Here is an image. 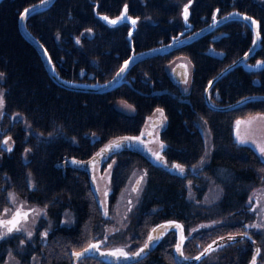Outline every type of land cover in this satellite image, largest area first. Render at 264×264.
Masks as SVG:
<instances>
[{"label": "trees", "instance_id": "obj_1", "mask_svg": "<svg viewBox=\"0 0 264 264\" xmlns=\"http://www.w3.org/2000/svg\"><path fill=\"white\" fill-rule=\"evenodd\" d=\"M36 1L40 0H0V73H3L0 84L5 97L4 108L18 114L16 149L9 152L16 153V165L11 166L6 156L7 163L0 170V195L4 196L11 188L43 202L42 188L50 187L53 194L61 192L64 196L57 199L63 207L76 208V249L82 248L88 243L91 225L97 220L102 205L101 186L94 189L89 173L83 168L67 166L62 170L54 163L68 156L87 157L109 139L135 138L143 134L146 118L154 108L160 107L165 116L164 125L157 136L142 135V138L148 143L161 140L166 145L163 149L166 158L182 165L183 171L163 170L158 167L157 159L132 149H121L111 154L113 159L105 161L103 170L100 167L98 170L96 165L99 177L107 173L103 185L114 197L139 177L131 190L136 195V214L151 213L146 217L135 214L134 223L145 218V222L138 223L145 232L156 212L164 215L154 220L171 216L192 226L186 234H193L195 227H205L219 219L215 226L200 229L191 236L200 244L205 242L208 232L214 236L221 231L215 228L219 225L225 226V231L241 229L239 235L247 233L242 237L244 245L240 242L226 245L223 257L208 259L209 264H247L254 243L260 247L256 264H264V160L232 132L234 120L254 111H264V101L214 110L206 105L203 96L207 81L248 47L249 27L239 21L224 22L182 48L135 64L129 72L136 78L132 77L113 90L86 92L57 85L38 51L22 36L18 17L26 6ZM99 1V10L111 15L118 13L122 4L128 5V11L138 17L134 45L140 49L160 43L182 27V7L188 2ZM215 2L212 8L232 2L226 3L224 8L237 6L260 20L262 41L256 54L264 57V3L192 0L187 7L188 14L196 18L204 13L207 5ZM26 25L47 46L59 73L69 79L106 80L130 53L126 37L129 24H105L94 16L92 0H54L49 7L32 13ZM215 34L219 35L214 38ZM178 54L186 55L192 64L187 99L168 93L161 96L144 93L141 78L146 74L152 76L157 87L173 91L167 84L164 68L170 58ZM212 91L216 103L233 101L250 92L264 93V69L252 72L239 67L218 79ZM118 98L132 104L134 111L118 108L114 103ZM201 124L209 132L207 153ZM141 144L145 145L142 141ZM24 149L27 160L21 155ZM26 171L35 178L31 185L35 188L29 187ZM66 194L70 197H65ZM236 206L238 212L234 217ZM230 224L236 226H228ZM170 241L160 244L158 251L165 259H152L148 264H177ZM80 264L106 263L89 256L80 260Z\"/></svg>", "mask_w": 264, "mask_h": 264}, {"label": "flooded vegetation", "instance_id": "obj_2", "mask_svg": "<svg viewBox=\"0 0 264 264\" xmlns=\"http://www.w3.org/2000/svg\"><path fill=\"white\" fill-rule=\"evenodd\" d=\"M191 1L192 0H188L187 4L183 5V7L184 6L188 7V5H190ZM255 1H257L259 3H264V0H255ZM92 2H93V14H94V16L99 18L101 21H103L107 25L112 26V24H109L107 21L102 19V15H105L109 18H117L122 14L125 5L127 6V16L130 17L131 19L136 18V23H135V26L132 30H131L132 24L130 23V21L124 20V21L119 22V23L126 22L129 24V27H128L127 33H126V37L128 39V44L130 46V51H129L130 53L128 52L129 55L124 60H122L120 65L117 67V69L106 80L96 81V82H84V81L69 79V78L62 76V74H60L59 71L56 69L54 60H53L50 52H48L47 46L45 45L44 47L46 48V50L50 56V59H51V62L53 64L54 69L63 78H66L68 80H72L74 82L103 83V82L107 81L108 79H110L115 74V72L121 67L123 61L127 60L132 55H135L136 53L141 52V51H146V50L152 49L154 47L166 44V43L170 42L173 38L177 39V38H180L182 36L188 35V34L192 33L193 31L208 25L213 19H219L223 15L229 13L232 10H236L240 13H246V14L252 16L254 19L258 20L260 38H262L261 32H260V20L257 17H255L254 15H252L250 13L245 12L244 10L239 9L237 6L236 7H230L228 9L224 8V5L226 3L232 4V2H226V3L224 2L222 5H218L214 8H212L217 3V2H215L211 6L207 5L204 13H202L200 16H198L196 18H193V17L189 16V14H188L187 22H185L184 15H183V7H182V15H183V19H184V25L182 27L176 29L174 33L169 34L168 37L162 39V41L160 43H156L154 45H150L147 47L144 46V47H141L142 49H140V48H136L134 45V34H135V31L138 27V23H137L138 17L132 15L128 11V5L126 3L122 4L118 13L111 15L109 13H105V12L99 10V4H100L99 0H92ZM222 11H224V12H222ZM230 20H234L235 22L239 21L242 24L245 23L249 27V31H250V38H251L250 44L237 57V58H239L240 56L245 54L246 51L249 49V47L252 44L253 37H254L251 26L247 23V21H245L243 19L230 18V19L222 20L221 22H219L218 24L213 26V28L211 27V29L208 32L204 33L201 36H198L197 38L202 37L204 35H207V33H209L212 29L214 30V29L218 28L220 24L227 22V21H230ZM202 22H204V23L201 25H196L197 23H202ZM119 23H117V24H119ZM218 35L219 34H215L214 38L217 37ZM197 38L193 39L190 42L181 44V45L177 46L176 48H173L167 52L154 53V54H150V55H147L145 57H142V58H138L137 60H135L133 63H131L127 67L125 73L123 74V76L121 78V82L117 86H115L114 88L125 83L129 79H132V77L136 78L134 74L129 72L135 64H137V63H139V62H141L147 58L153 57V56L164 55V54H167L171 51H175V49L177 50L179 48H182V47L188 45L189 43H192ZM261 41L262 40H260V43H261ZM257 50H258V48L252 54H250L244 62L237 63L235 66H233L232 68H230L227 71H225L224 73H222L211 84V86L208 88V97L213 104H215V105H227V104H230V103L236 101L237 99L243 98L245 96H251V97H255L257 95H263L264 96V93H251L250 92V93H246L244 95L239 96L237 99H235L233 101H228V102H223V103H219V102L216 103L215 100L212 98V97H214L213 91H212V86L222 76L233 72L234 70L238 69L239 67L244 68L245 71H252V72H256V71H259L261 69H264V65L257 67L256 62H264V57L258 56L256 54ZM179 56H184L189 60V58L186 55L178 54V55L170 58L169 62L166 64V67L164 68V71L166 69L165 74L167 73L166 74L167 84L169 85V87H171L173 89V91L170 90L169 88L157 87L154 83V80L152 79V76H150L148 74H146L145 77L141 78L142 86L144 89L142 91L146 94L148 93L147 95L161 96V95H164V93H168L173 97H186V99H187L188 96L186 93H188L189 90H191L190 89V80H189V89L187 91H185L182 89L181 82L179 81L178 78H180L182 75L187 73V71L189 70L188 66L183 62H179L178 66L174 70V73H172L168 70L169 65L173 62L174 59H176ZM237 58H235L231 62L223 65L216 72V74L220 70H222L226 66H228L230 63L235 61ZM189 62H190V60H189ZM190 64H191V62H190ZM191 71H192V64H191ZM128 72H129V74H128ZM191 76H192V72L190 74V79H191ZM211 79H209L207 81V83ZM207 83L203 89V96H204V101H205L206 105L209 106L205 100V89H206ZM57 85H59V84H57ZM0 87H1V84H0ZM63 88H65V87H63ZM114 88H112L110 90H105L103 92H96V93L109 92V91L113 90ZM71 90H74V89H71ZM0 95H2V98H3V104H2V106H0V159H2L0 162V170H2L3 169L2 165L4 163H7L6 156H9V162H10L11 166L14 167L16 165V161H15L16 153L10 154L9 152L15 151V149H16L15 138H16L17 128H16L15 124L18 120V114L15 111H9V110L4 108L5 97H3L2 90H0ZM119 99L126 101L125 99H122V98H118L117 100H119ZM256 100L264 101V98H262V97L250 98V99L243 101L242 103L245 102V104H246L247 102L256 101ZM242 103L237 104L236 106L231 107V108H212L210 106L209 107L211 109H214V110H229V109H233L235 107L242 105ZM158 109L162 110V108L156 107V108H154V110H152V112L146 118L144 126L142 127L144 133L143 134L139 133L138 135H135V137H138L139 139H134L135 140L134 142H132L131 139H129L132 146H128V148H120L118 150L112 151L109 154H107L104 158H102L101 161H99L98 163H95L94 174H95V178H96V188H94V186H93V188L97 189L98 185L101 186L100 187V196L102 198V205L99 206V212L97 213V216H96L97 220L91 225L88 243L85 246H83L82 248L76 249V234L78 233V229H76V208L75 209H73V208L69 209V208L63 207L62 202L58 201V199H57L59 197L64 196L61 192H60V194H53L52 192H50V190H51L50 187L46 186V187L42 188L43 192H44L42 194V198L44 199L43 202H39L38 200H35L33 195H32V198H30L28 195L19 194L11 188L6 190L4 196L0 195V221L11 220L17 209H21L22 212H26L28 214L26 219L21 217L19 220V223L16 225V227H18L20 229L19 231H16L14 229L11 233H8L7 227H9L11 225L5 226L4 224H0V237H2V238H0V264H72V259H75V264H80V260L84 259L85 257H89V256L94 257V259H98L99 261H102L106 264H148L152 259H165V258L159 256L158 251H159V248L161 246L160 244H162V243L164 244L168 239H171L170 242L172 244V249H173V259L175 260V262L177 264H209L208 259H220V257H223V249L226 245L234 244V243L239 244V242L244 245L246 242L243 241L242 237L245 235H239L241 233H238L241 229L240 230H234V231H230V229H229L228 231H225L223 229V228H225V226H223V225H219V226L215 227L217 230H221V231H217L216 235H214V236H212V234L210 232H208V237L205 239V242L203 244L196 242L191 237L194 233H196L200 229H209V228L215 226L216 223L219 222V219H217V222H211L212 220H209V222H211V225L207 224L205 226L206 228L204 226L198 227V228L195 227V231L193 232V234H186L188 227L192 228V226H190V225L187 226L186 223L182 219H178L175 217L168 216V217H164L161 220H154L155 218H159L161 215H164V214H158L156 212H153V215L155 216V218L150 221V224L147 228V231L145 232L144 229H141V227L138 226V223H140V222L143 223L146 221L145 218L142 219L138 223H134L137 220L135 217V214H136L135 207L137 204L135 203L136 195L133 192H131V190L134 189L135 183L137 182L139 177H137V179L135 181H132V185H128L127 192L124 194V197H123L124 206L122 207V209L114 210V205H115L116 199L120 193L119 194L117 193V194H115L114 197H111V193L109 192L110 189L107 186L103 185V183L106 182L107 173H105L103 175V177H99L96 174V170H95L97 164H98L97 169L100 170L99 169V167H100L101 170H103L105 161L111 157L112 153H115L121 149H132L138 153H142L144 156H146L148 158L157 159L150 152V149H155L159 153V155H161V157H162V159H159V160L157 159L158 167H160L163 170H167V171L169 170V172L170 171H175V172L180 171L179 169L174 167L175 165H179L178 162L172 163V162H169L170 160H168L166 158L164 151H163V149L166 148V145L161 140H158V141L152 140V142L148 143L145 139L142 138V135H145V137L147 136L149 138H153L154 135L157 136L161 126L164 125V117H165L164 112H163V115H161V113H158ZM258 112L264 113V111H254L252 113H258ZM249 114H251V113H249ZM249 114H246L240 118H245V116H247ZM240 118H238V119H240ZM238 119L234 120L233 130H232V132H234L236 137H237V133H239V135H240V132H238V129L235 130V124H236V121ZM151 123L153 124L152 128H151ZM259 136L260 135H255L253 141L249 142L250 144L247 142H243V143L251 146L255 151L258 152L260 157L264 160V153H261L259 150L260 146H261L259 144V141H258ZM120 137H128V136H120ZM120 137H116V138L109 139V140L105 141L102 145H100L94 152H92L87 157H77V156H68V157H76V158H81V159L88 158L93 153H95L101 146L105 145L110 140H114V139H117ZM4 140H8V145H4V143H3ZM141 141L144 142L145 145H142ZM204 144H205V152L207 153L208 148L206 146L205 140H204ZM161 145H163V148H161ZM8 146H11V148H12L11 151L6 150ZM25 151H26V149L23 150L21 155L25 160H27V155H26ZM68 157H65V158L63 157V158L57 160L54 163V166L57 168H61L62 170H64L65 167H67V166L77 167L76 165H72L69 163H62L63 160L68 158ZM112 159H113V157L110 158V160H112ZM180 166L182 167V165H180ZM3 167H5V165H3ZM168 167H171V168H168ZM182 169H183V167H182ZM25 174L27 176L26 179H28L29 187L35 188V186L34 187L31 186L33 184V179H35L33 177L32 173L29 171H26ZM51 197H54V198H51ZM65 197H70V195L66 194ZM73 199H74V203H76L75 196L73 197ZM236 200H237V198H236ZM173 204L176 207V203L174 202ZM5 209H7L8 211L5 212ZM112 211H115V212L120 211L121 212L120 220L123 219L124 223H122L121 225H118V226H114L112 224V219L110 216V213ZM237 212H238V206H236L234 208V217H235V213H237ZM150 213L151 212H148V213L141 212V213H138L136 215L140 216V217H146ZM161 222H166V223L173 222V223H170L168 225V228L164 229L162 231L159 238L155 241L154 245L151 248H149L150 250L143 253L141 256H139L137 258H130L129 254H133L137 249H139L144 244V242L146 241L152 227H154L155 225H157ZM177 226H182V227H177ZM228 226L235 227L236 225L230 224ZM102 230H104V231H102ZM5 233H7V234H5ZM29 233H31V235H29ZM44 233H47V235L45 236ZM229 236H232L233 239H229L228 238ZM182 237H183V239H182ZM193 242H194V246L192 245ZM89 244L90 245H98V247L96 248L98 251L103 250V251H107L110 253H113L118 249H123L124 252L128 253V256L123 258L124 261H119V260H116L113 258L107 259V258H104L100 255L95 254V253L84 254V255H81L79 257H76V255H74L76 253V251L82 250L83 248H85ZM177 245L181 246L179 252L182 255V258L178 256ZM210 245H211V248L209 249ZM187 246L189 248H186ZM251 246H252L253 250H252V253L249 257L247 264H252L253 260H255V264H256L257 259H258L259 254H260V251H259L260 247L255 243ZM205 249H209L208 252L205 253ZM202 253H204V255H201ZM73 255H74V258H73ZM196 257H200V259H196ZM178 259H187V261L186 262H180Z\"/></svg>", "mask_w": 264, "mask_h": 264}, {"label": "water", "instance_id": "obj_3", "mask_svg": "<svg viewBox=\"0 0 264 264\" xmlns=\"http://www.w3.org/2000/svg\"><path fill=\"white\" fill-rule=\"evenodd\" d=\"M54 0H40V1H36L35 3H32L28 6H26L20 13L18 19H19V29L22 33V35L25 37L26 40L30 41L34 47L36 48V50L38 51V53L40 54V57L44 63V66L46 68V70L48 71L49 75L52 77V79L54 80V82H56L57 84H59L62 87L68 88V89H74V90H81V91H89V92H103L105 90H110L112 88H114L115 86H117L120 82H121V78L123 76L124 72H120V69L122 67H124L125 63L127 62V65L129 66L131 63H133L135 60H137L138 58H142L145 57L147 55L150 54H154V53H164L167 52L173 48H176L177 46L190 42L193 39L197 38L198 36L203 35L204 33L208 32L211 27L213 28V26H215L216 24H218L219 22H221L222 20L225 19H230V18H240L243 19L245 21H247V23L251 26L252 31H253V41L251 46L249 47V49L246 51L245 54H243L242 56H240L239 58H237L235 61H233L232 63H230L228 66H226L224 69L220 70L208 83L205 89V100L207 102V104L212 107V108H231L236 106L237 104L242 103L243 101L250 99V98H264L263 95H257L255 97H251V96H245L243 98L237 99L236 101L227 104V105H215L213 104L209 97H208V88L211 86V84L225 71H227L228 69L232 68L233 66H235L237 63H242L244 62L247 57L252 54L260 45V33L259 35H257V32H259V22L258 20L254 19L252 16L246 14V13H240L236 10H232L229 13L223 15L221 18L219 19H213L208 25L197 29L195 31H193L192 33L182 36L180 38H173L170 42L154 47L152 49L146 50V51H141L136 53L135 55H132L131 57H129L127 60L123 61L121 67L115 72V74L108 79L107 81L103 82V83H81V82H74L72 80H68L66 78H63L62 76H60L58 74V72L54 69L53 64L51 62L50 56L46 50V48L39 42V40L36 38V36L27 28L26 26V20L28 18V16L38 10L47 8L48 6H50L52 4ZM186 6L183 7V15H184V9ZM25 10H29L28 13H25ZM124 11V10H123ZM105 15H102V17H104ZM246 17H250L251 20L245 19ZM109 18V17H108ZM118 18V17H117ZM117 18H109V20H114ZM127 20V19H126ZM131 20H135L131 19ZM131 20H127L130 21ZM215 21V22H214ZM252 21H255L256 23H252ZM132 24V23H131ZM258 25V28H257ZM135 25L132 24L131 26V30L134 28ZM257 63V67L264 65V62H256ZM127 66V67H128ZM127 69V68H126ZM117 73H120V75H117ZM153 127V124L151 123V128ZM126 137H120L114 140H110L109 142H107L105 145L101 146L95 153H93L90 157L88 158H76V157H68L66 159L63 160L62 163H69L72 165H76L77 167H81L84 168L88 171L89 176L91 178L92 184L94 186V188H96V178H95V174H94V166L95 163H98L99 161H101L102 158H104L107 154H109L112 151L118 150L120 148H128V146H132V144L130 143L129 139H124ZM114 142H119L120 143V147H115L113 146L111 149L107 150V151H103L102 150L106 149L109 145L114 144ZM149 152V151H148ZM102 153V154H101ZM100 154V155H98ZM149 154V153H148ZM75 161V163H74ZM173 223V222H171ZM170 223H166V222H161L157 225H155L154 227H152V229L149 232V235L146 239V241L144 242V244L137 249L134 253L139 252L140 255L136 256L133 254H129L130 258H137L139 256H141L143 253L147 252L148 250H150L149 248H151L155 241L157 239H154L153 241L149 242V236H153V237H159L160 234L162 233V231L164 229L168 228V225ZM162 225H167V227L161 228L160 226ZM153 229H156L155 232H153ZM148 243L149 247L148 248H144V245ZM90 244L88 246H86L85 248H83L82 250L76 251V253H83L84 254H97L100 255L104 258H113L119 261H124V257L123 256H113L111 255L110 252L107 251H98L96 248H89ZM144 249L143 252H141V249ZM85 249H88V251H85ZM178 251V256L182 258V255L180 254L179 250ZM77 257V256H76ZM74 258V255H73ZM180 262H186L187 259H178ZM72 264H75V259H72Z\"/></svg>", "mask_w": 264, "mask_h": 264}, {"label": "rangeland", "instance_id": "obj_4", "mask_svg": "<svg viewBox=\"0 0 264 264\" xmlns=\"http://www.w3.org/2000/svg\"><path fill=\"white\" fill-rule=\"evenodd\" d=\"M179 62L185 63L189 68L187 73L181 76L182 89L187 91L189 89V80H190V74H191V64L189 60L184 56H179L176 59H174L173 62L169 65L168 70L174 73V70L178 66ZM0 90H1V87H0ZM115 104L126 112H132L134 110V107L130 103H128L127 101L121 100V99L116 100ZM240 122L241 123L239 124V126L236 125L238 128V132H240L239 137H243L245 141L247 142H252L255 135H260L258 138L259 144L264 145V113H260V112L251 113L245 116V118H243L242 120H240ZM201 130L204 136L206 146L207 148H209L210 146L209 132L204 124H201ZM126 192H127V189L126 190L124 189L119 194V196L116 199L115 205H114V210L122 209V207L124 206L123 197ZM120 215H121L120 211L118 212L112 211L110 213L112 224L114 226H118L124 223L123 219L120 220Z\"/></svg>", "mask_w": 264, "mask_h": 264}, {"label": "snow or ice", "instance_id": "obj_5", "mask_svg": "<svg viewBox=\"0 0 264 264\" xmlns=\"http://www.w3.org/2000/svg\"><path fill=\"white\" fill-rule=\"evenodd\" d=\"M28 11L29 10H25V13L27 14ZM102 19H104L105 21H107L109 24H112V25H115V24H117V23H119L121 21H124L126 19L127 20H131V18L127 16V6L126 5L124 7V11L122 12V14L117 19L109 20V18L107 16L102 17ZM184 19H185V22H187V19H188V8H187V6L184 9ZM245 19L251 20L250 17H246ZM131 23L133 25H135L136 21L135 20H131ZM252 23L255 24L256 22L255 21H252ZM257 28H258V25H257ZM89 31H91V30H89ZM257 35H259V32H257ZM127 66L128 65H127V62H126L125 65H124V67H122L120 69V72L121 73L124 72L126 70ZM117 75H120V73H117ZM2 76H3V73H0V77H2ZM2 104H3V98H2V95H0V106H2ZM158 112H160L161 115H163V110H159L158 109ZM240 123H241L240 121H237V126H239ZM237 135L239 136V133H237ZM124 139H139V138L138 137H135V138H128V137H126ZM240 142L241 143L245 142V139L243 137H240ZM3 143H4V145H8V140H4ZM113 146H115V147L118 148V147H120V143L119 142H114V144L109 145L106 149L102 150V153H103V151H107V150L111 149ZM161 148H163V145H161ZM6 150L7 151H11L12 150L11 146H8ZM259 150H260L261 153H264V145H261ZM98 155H100V154H98ZM156 155H157V159L158 160L159 159H162V157H160L159 154H156ZM74 163H75V161H74ZM174 167L177 168V169H179L181 172L183 171V169H182V167L180 165H175ZM7 211L8 210L5 209V212H7ZM27 215L28 214L26 212H22L21 209H17L16 212L14 213V215H13V218L11 220L0 221V224H4L5 226L11 225V226L7 227V232L8 233H11L14 229L16 231H19L20 229L18 227H16V225L19 223V220H20L21 217H23L24 219H26L27 218ZM261 226L262 225H252V227H261ZM160 227L161 228H164V227H167V225H162ZM177 227H182V226H177ZM155 231H156V229H153V232H155ZM5 234H7V233H5ZM29 235H31V233H29ZM44 235L46 236L47 233H44ZM243 235H247V233H243ZM0 238H2V237H0ZM158 238L159 237L149 236L148 239H149V242H151L154 239H158ZM228 238L229 239H233L232 236H229ZM182 239H183V237H182ZM97 247H98V245H90L89 246V248H97ZM148 247H149V244L146 243L144 245V248H148ZM180 247H181L180 245H177V250H180ZM210 248H211V245L209 246V249ZM209 249H205V253L208 252ZM85 251H88V249H85ZM140 251L143 252L144 249L142 248ZM74 255H76L77 257H79V256L83 255V253H79L78 252V253H75ZM111 255H113V256H123V257H127L128 256V253L124 252L123 249H118L115 252L111 253ZM133 255L138 256V255H140V253L137 252V253H134ZM201 255H204V253H202ZM196 259H200V257H196ZM252 264H255V260H253Z\"/></svg>", "mask_w": 264, "mask_h": 264}, {"label": "bare ground", "instance_id": "obj_6", "mask_svg": "<svg viewBox=\"0 0 264 264\" xmlns=\"http://www.w3.org/2000/svg\"><path fill=\"white\" fill-rule=\"evenodd\" d=\"M21 32V31H20ZM22 34V33H21ZM23 36V35H22ZM24 37V36H23ZM25 38V37H24ZM37 38V37H36ZM38 40H39V38H37ZM28 41V40H27ZM33 47H34V45L30 42V41H28ZM39 42L43 45V46H45L40 40H39ZM35 48V47H34ZM36 49V48H35ZM179 79V81L181 82V77L180 78H178ZM86 92H89V91H86Z\"/></svg>", "mask_w": 264, "mask_h": 264}]
</instances>
